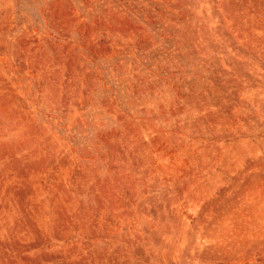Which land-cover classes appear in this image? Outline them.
Here are the masks:
<instances>
[{"label": "rangeland", "instance_id": "1", "mask_svg": "<svg viewBox=\"0 0 264 264\" xmlns=\"http://www.w3.org/2000/svg\"><path fill=\"white\" fill-rule=\"evenodd\" d=\"M0 264H264V0H0Z\"/></svg>", "mask_w": 264, "mask_h": 264}]
</instances>
